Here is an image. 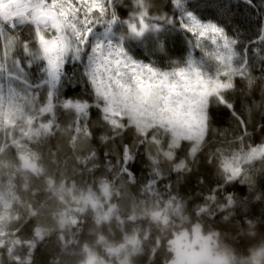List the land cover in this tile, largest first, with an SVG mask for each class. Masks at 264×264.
Returning a JSON list of instances; mask_svg holds the SVG:
<instances>
[{
  "label": "snow or ice",
  "instance_id": "obj_1",
  "mask_svg": "<svg viewBox=\"0 0 264 264\" xmlns=\"http://www.w3.org/2000/svg\"><path fill=\"white\" fill-rule=\"evenodd\" d=\"M167 3L171 6V14L155 16L149 14V0H133V8L125 19L117 12L118 7H126L120 4L119 0H0V43L4 48V56L0 58V73L7 74L9 78L14 77L23 86V94L11 85L5 93L0 86V157L14 150V158L22 164L23 171L36 178L46 175L38 167L36 154L27 147V143L32 142L33 138L43 139L45 136L54 135V129L58 125L55 121L56 106L53 100L57 84L64 75V66L69 59L80 61L84 57L87 58L84 76L91 86L95 101L79 96L64 97L62 109L70 110L75 116L70 126L76 133L72 143L75 144L81 136L85 139L94 138V131L87 126L92 108L99 113V126L95 131L101 133L98 136L100 144L114 143L125 135L129 127L136 131V136L131 142L122 143L117 145L115 150L109 149L103 153L105 159L112 156L117 164L112 165L109 161L106 168L113 176L111 179H101L98 189L93 190L95 181L93 185L85 184L82 189L77 187L75 179L71 185L67 179L59 185L58 194L61 197L67 194L69 197L67 200H61L63 211L55 214L60 240L65 239L67 232H71L73 236L83 232V225L86 223L84 217L89 212L95 213L94 222L101 228L113 219H117L121 226L135 224L138 219L136 215L125 213L119 218L116 217L118 207L110 203L114 196L117 200L120 199L115 187L116 182L121 178H127L128 184L136 182L139 149L146 143L158 145L157 155H162L172 162L181 141L191 142L188 155L194 162L199 146L214 120V100L216 105L228 109L237 121L240 130L237 139L242 145L238 152L224 156L220 161V166L226 174L224 183L218 182L215 189L210 191L201 203H196L195 200L185 202L183 198L169 194L165 204L164 200L159 199L157 192V185L165 177L161 175L162 170L157 159L149 156L151 176L143 181L140 192L144 196L151 192L152 198L160 202L162 210L154 211L152 219L159 221L163 218L167 222L169 209L174 210L178 216L184 211H190L194 218L211 221L213 227L240 236L239 243L242 247L251 242L245 241L241 235L246 223L252 227L253 221H256L247 219L248 213L244 211L246 202H241V206L234 212L223 215L228 209L234 208L236 201L234 195L226 193V186L231 183L244 184V168L248 169L251 177L258 183L264 172L257 170L254 162L264 161V142L247 149L243 147L244 138L251 135L247 130L248 121L245 116L251 117L252 108L242 105L238 111L237 105L227 99L226 94L234 92L236 77L247 81L249 89L253 87L255 81L251 78L250 69L256 67L254 58H258L260 71L264 74V55H258L254 47L264 45V14L258 17L260 28L257 38L253 40L251 35H245L241 31L247 24V18H241V12L231 10L233 7L254 10V0H235V4L233 0H226V9L237 25L231 29L232 35L220 24L202 20L188 0H167ZM98 25L102 31H98ZM114 26H120L130 38L117 36ZM24 27L31 29L27 38L23 37ZM176 32L191 34L194 38V42L188 41L189 53L182 61L184 68L177 69L176 62H173L175 66H172L171 70H161L152 63L135 58L127 47L129 43H142L146 34H153L163 51L166 41H161L160 35L167 36ZM16 41H19L22 59H13L11 68H8L5 60L14 50ZM204 41H210L211 51H204ZM33 45H36V51L32 50ZM193 50L200 51L199 58L193 54ZM261 51H264V48H261ZM37 61L44 62L39 70L46 73L47 77L41 84L49 86L43 107L36 106V91L41 85L33 89L27 74L28 69ZM202 71L207 72L208 80L203 79ZM209 84L214 91H206ZM170 109L178 110L175 119L169 118ZM138 111L146 113L147 118H138ZM46 114L52 115L53 118L41 123V118ZM260 118L264 120V113L260 114ZM164 125L173 129L171 135L163 130ZM18 129H23L20 133L22 138L19 139L16 135ZM150 130L153 131L151 140L148 139ZM259 131L264 134V124L260 125ZM162 134L169 137L167 142ZM95 159L96 152L93 151L85 161ZM85 161H81V164ZM55 163L53 161V164ZM169 171L191 172L192 169L181 160ZM7 178V186L12 187L11 181L14 177L11 172ZM47 184L50 190H56L54 178L48 179ZM3 187L4 185L0 184V201L4 197ZM218 193L224 195L221 198V207L214 209L212 205L215 204ZM34 194L38 195V192ZM135 203L143 204L144 200L134 201V205ZM2 207L0 204V208ZM28 215L32 217L39 213L31 212ZM185 218L181 216V219ZM16 222L20 223L19 217ZM257 223L264 231V214ZM23 231L24 225L15 232L0 231V264H5V260L7 264H35L33 257L37 241L44 240L47 232L41 227H36L34 235L25 238ZM125 239L127 244H141V240L134 236ZM142 240L145 245L150 246V251L155 248L156 241L151 232L142 237ZM64 246L67 247V244ZM173 246L180 251L177 242H173ZM124 247L125 244H121L120 248H110L108 251L116 254ZM19 250H23L24 254L20 255ZM84 251L88 253L87 264H97L95 256L87 247ZM154 255L153 253L149 258ZM261 257H264V249L253 259L259 261ZM179 264H183V260Z\"/></svg>",
  "mask_w": 264,
  "mask_h": 264
},
{
  "label": "trees",
  "instance_id": "obj_2",
  "mask_svg": "<svg viewBox=\"0 0 264 264\" xmlns=\"http://www.w3.org/2000/svg\"><path fill=\"white\" fill-rule=\"evenodd\" d=\"M120 4L126 7H118L117 12L121 18H127L133 8V0H119ZM196 10L197 14L204 21L211 20L218 23L229 31L232 35L231 29L237 25L232 19V15L226 9V0H188ZM235 4V0H233ZM149 14L160 16L164 13H169L170 5L167 0H149ZM254 10L248 11L245 8H232V12L239 11L242 13L241 18H247V24L241 31L245 35H251L253 40L257 38V33L260 28L258 17L264 14V0H254ZM192 10V9H190ZM98 31L102 28L98 25ZM30 27L22 29L23 37L27 38L30 32ZM116 35L119 36L124 33L120 26H114ZM14 35V33H10ZM161 41H166L164 50L161 51L160 45L157 43L153 34H146L142 38V43H129L127 47L130 49V54L135 58L140 59L147 63H152L160 69L171 70L175 66L173 62H180L186 59L189 49L188 41H193L194 38L191 34H183L180 32L171 35H160ZM14 46V50L9 53V67L13 59H22V52L20 50L19 41ZM208 41H204V51L208 47ZM258 55H264V45H254ZM3 45L0 43V54L3 52ZM32 50L36 51V45L32 46ZM90 51V49H89ZM239 51V49H237ZM252 49H250V54ZM193 54L199 58L200 51L193 50ZM26 63V61H22ZM253 62L256 67L250 69L251 78L255 81L253 87H247V81L234 78L236 88L234 92L226 94V98L233 101L237 105V110L242 105L252 108L251 117L245 116L248 121V132L251 134L243 140V147L247 149L250 146L259 145L264 142V134L259 131L261 124L260 114L264 113V74L260 71V63L258 58H254ZM42 61L35 62L30 69H28L29 82L32 83L33 89L37 85L41 87L36 91L37 107H43L46 103V93L49 89L48 85H42L41 82L46 79V73L39 69L43 66ZM87 58L84 57L80 61L69 59L63 69L64 75L60 83L57 84L55 90V98L53 100L55 121L58 125L54 129V135L45 136L43 139L33 138L32 142L27 143V147L36 154V162L46 175L43 178H36L32 175L26 178L23 177L19 180V186L23 195L26 197V203L23 207L22 213L19 212L12 218L13 230H17L24 225L23 236L31 238L34 235L36 227H43L46 229L47 234L45 239L37 241V248L34 250L35 264H82L88 261V253L84 251L85 247L89 252L95 256L97 264H169L172 256L170 251L169 239L172 237V230H180V227L187 226L189 223L199 222L204 226L205 231L217 229L211 225V221L196 219L191 215L190 211H184L178 216L174 210L169 209L167 217H169V228L162 229L159 221L154 222L152 213L154 211H161L162 207L158 200L152 198V193L149 192L148 196H144L141 192V185L146 178L151 176V162L149 156L157 159L159 168L162 170L161 175L165 179L157 185V192L159 199L167 203L169 194L177 198H183L184 201L195 200L196 203H201L203 198L206 197L210 191H213L217 183L223 184V179L217 175V165L220 164L224 156H231L241 148V142L237 139L240 135V130L237 126V121L232 117L229 110L222 106L216 105L212 101V111L214 113V120L210 125L209 131L206 133L204 141L199 146V151L194 158L188 155L192 146L191 142L181 141L179 149L176 150L175 160L169 162L162 155H157L159 146L146 143L139 149V159L136 162V182L128 184L126 179L121 178L116 182V190L120 197H112L110 203L118 207L116 217L119 218L125 213L137 216L135 224H128L121 226L118 224L117 219H113L109 224L103 228L95 224V213L89 212L84 219L86 223L83 225V232L77 233L73 236L71 232L65 233V239H58L59 224L55 218L57 212L63 211L61 200H67L69 197L65 194L61 197L58 194L59 185L65 180H68L71 185L72 180L75 179L78 188H83L85 184L95 186V191L99 187L101 179H111L113 174L106 168V165L111 162L116 165L117 161L109 156L105 159L103 153L109 149L115 150L117 145L122 143H129L136 136V131L133 127H129L125 135L115 140L114 143L108 145L100 144L98 136L101 134L95 131L98 128L99 113L95 108L90 110V119L87 126L90 130L94 131L93 139H85L82 136L78 138L75 144L72 143V138L76 135L71 130V124L75 116L70 110H64L61 107L65 96H79L83 99L94 101L91 86L84 76L85 65ZM235 66V65H234ZM13 79H15L13 77ZM16 80V79H15ZM20 89L23 90L22 84L16 81ZM23 94V91H22ZM31 94V91H30ZM259 106V107H257ZM52 115L46 114L41 118L40 122H47L52 119ZM21 131H17V138L20 136ZM153 131L148 133V139L151 140ZM167 142L169 137L167 134H162ZM165 150L167 143H165ZM96 152V159L94 161L85 158L90 157L92 152ZM15 155V151L12 153ZM4 157V156H3ZM3 157H0L3 158ZM184 160L191 172L169 171L176 163ZM53 161L56 163L53 164ZM81 161H85L82 165ZM255 168L264 172V162H254ZM91 170V171H88ZM179 177V179H178ZM54 178L56 190H50L47 180ZM170 185L171 187H166ZM38 195L34 194L37 193ZM257 192H264V176H261L258 181V187L255 192L249 191L243 184L231 183L226 186V193L234 195L237 204L232 209H228L223 213L227 215L228 212H234L235 209L241 206V202H246L247 207L244 209L248 213L247 219H254L258 222L262 214H264V197L257 195ZM224 194L218 193L215 204L212 205L214 209L219 208L222 203L221 198ZM144 200V203H135L134 201ZM108 201H105L107 203ZM134 205V206H133ZM70 207H77V205H70ZM38 212L39 215L29 217V213ZM181 216L186 217L181 219ZM20 218V223L16 222V218ZM253 221V226L249 227L246 223L241 233L245 241H251L245 246L239 243L240 236L228 231L225 233L221 231L222 242H227L232 246L236 253V257L240 264L249 258V251L257 249H264V231L261 230L259 224ZM148 232L152 233L156 241L155 248L151 251L150 246L145 245L142 237L146 236ZM256 232L255 235L249 233ZM135 237L141 240V244L134 246L127 244L125 238ZM103 237V239H101ZM67 244V247L64 245ZM121 244L125 247L120 249L119 253L113 254L108 250L110 248H120ZM152 256L150 259L149 257ZM2 254V253H0ZM264 262V259H263ZM5 264L7 261L5 260Z\"/></svg>",
  "mask_w": 264,
  "mask_h": 264
},
{
  "label": "clouds",
  "instance_id": "obj_3",
  "mask_svg": "<svg viewBox=\"0 0 264 264\" xmlns=\"http://www.w3.org/2000/svg\"><path fill=\"white\" fill-rule=\"evenodd\" d=\"M121 37L127 39L130 38L128 33H122ZM177 69L184 68L183 63L177 62ZM223 71V69H220ZM203 79L208 80L209 75L207 72L202 71ZM206 91H214L211 84H209ZM177 109H170L169 118L175 119L177 115ZM138 118L146 119L147 114L143 112H137ZM163 130L171 135L173 129L169 128L167 125L163 126ZM251 147V146H250ZM264 162V161H262ZM218 172L217 175L223 180L226 179V174L223 172L220 164L217 165ZM243 175L245 177L244 186L249 190L255 192L258 187V183L255 179L251 177L250 172L247 168L242 169ZM257 195L264 197V192H257ZM237 201H235V206ZM221 207V205H219ZM154 222L158 221L153 219ZM159 224L162 229L169 228V217H167V222L163 218L159 220ZM255 235L256 232H253ZM173 242H177L180 245V251L173 246ZM170 251L172 256L169 260V264H179L183 260V264H240L236 257V253L232 246L228 245L227 242H222L221 231L219 229H211L205 231L202 223L193 222L189 223L187 226L180 227L179 231L175 229L172 230V237L169 239ZM260 250L249 251V258L243 261V264H258V261L253 259V257L259 253ZM127 264V261H125Z\"/></svg>",
  "mask_w": 264,
  "mask_h": 264
},
{
  "label": "rangeland",
  "instance_id": "obj_4",
  "mask_svg": "<svg viewBox=\"0 0 264 264\" xmlns=\"http://www.w3.org/2000/svg\"><path fill=\"white\" fill-rule=\"evenodd\" d=\"M205 22H207V20ZM207 44L210 48L205 49V51H211L212 46L210 41H208ZM3 56L4 49L2 54H0V58H3ZM5 64L6 67L11 68L9 67V56L5 60ZM16 81L18 80L9 78L7 74L0 73V86L3 87L5 93H7V90L10 85L16 88L18 91L22 92V89L19 88ZM18 82L19 84L21 83L20 81ZM21 130L23 131V129H18L17 131ZM9 172H11L12 176L14 177L11 181L12 187L7 186L9 183L7 178ZM23 177L28 178L30 177V175L29 173H26L22 170V164L14 158L13 154L7 153L6 155H4L3 158L0 159V184L4 185L2 189L4 197L3 200L0 201V204L3 205V207L0 208V231H2L3 233L15 232V230L11 228L12 218L16 216L19 212L22 213L23 207L25 206L26 197L23 195L24 192H22L21 186H19V180ZM261 250L262 249H260V251ZM19 254L23 255V250H19ZM263 259L264 257H261L258 261V264H264ZM82 264H87V261Z\"/></svg>",
  "mask_w": 264,
  "mask_h": 264
},
{
  "label": "built area",
  "instance_id": "obj_5",
  "mask_svg": "<svg viewBox=\"0 0 264 264\" xmlns=\"http://www.w3.org/2000/svg\"><path fill=\"white\" fill-rule=\"evenodd\" d=\"M161 70H163V69H161ZM164 70H166V69H164Z\"/></svg>",
  "mask_w": 264,
  "mask_h": 264
}]
</instances>
